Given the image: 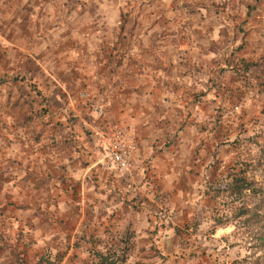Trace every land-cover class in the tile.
<instances>
[{"label":"rangeland","instance_id":"obj_1","mask_svg":"<svg viewBox=\"0 0 264 264\" xmlns=\"http://www.w3.org/2000/svg\"><path fill=\"white\" fill-rule=\"evenodd\" d=\"M104 16V53L141 27L156 47L174 35L183 66L88 55L76 35ZM94 127L133 139L129 173ZM243 168L264 192V0H0V264L109 248L128 264H264L260 198L255 223L215 222L219 184Z\"/></svg>","mask_w":264,"mask_h":264},{"label":"crops","instance_id":"obj_2","mask_svg":"<svg viewBox=\"0 0 264 264\" xmlns=\"http://www.w3.org/2000/svg\"><path fill=\"white\" fill-rule=\"evenodd\" d=\"M101 21L103 23H101L100 27H98L96 25V23H90L89 27H85L84 31H79V33L76 35V37H78V39H80L81 42H86L88 47V51L87 54L88 55H94L93 54V50L96 51H101L98 56L102 55L103 57L107 56V59H103V62H107L108 66L111 64H117L118 67H122L127 68L128 66L130 68H133V71H136L137 69H142L143 66H145V61L146 59H150L152 58L153 60H157L158 62H161L162 60L160 59L161 57H159L162 53H166L168 52L172 59L170 62H173V55H177V61L180 62L179 64L181 66H183L182 62H185L183 60V53H185V51L183 50L184 46H180L177 45V43L175 42L173 38L174 35H170L169 38H171L170 41H173V45H159L158 47L155 46L154 43H152V35H151V31H147L144 28H139L137 27V29L135 30L134 35L133 34H127V35H122L120 34V32L117 33V43L116 44H110L108 47V52L104 53V48H105V44L106 41L104 40V36L108 37L109 34L105 32L103 25L105 24L106 18L105 16L101 19ZM87 28V29H86ZM148 29V28H147ZM136 31H138L139 33L137 34ZM85 32V34H84ZM130 32V31H129ZM122 37V41H121V37ZM127 36V37H126ZM71 37H74V35H72ZM145 37L146 39H143L144 43L140 44V41L138 39ZM125 41L133 43V49L128 51L127 48L122 49V43H124ZM113 45V47L110 49V46ZM107 51V50H106ZM106 54V55H105ZM145 72H143L144 74ZM163 75V74H162ZM148 81L150 82V85L152 87L153 84H155L156 82H154L155 80L153 79L152 76H147ZM161 81V79H160ZM154 89V88H153ZM156 90V89H155ZM140 94V99H145L147 98V96L149 95H141ZM137 143V142H136ZM138 143H137V148H138ZM155 228V227H153ZM151 237H153V239L155 241H158L161 236H159V234H151ZM160 243V241H158Z\"/></svg>","mask_w":264,"mask_h":264},{"label":"trees","instance_id":"obj_3","mask_svg":"<svg viewBox=\"0 0 264 264\" xmlns=\"http://www.w3.org/2000/svg\"><path fill=\"white\" fill-rule=\"evenodd\" d=\"M216 198H222L220 209L217 211L218 216L215 219L218 227H226L229 224H237L238 221L244 218V225L255 223L260 216L252 214V198H260L261 205L259 211L264 208V201L261 200V195L264 193L261 189H255L252 181L248 176V169L240 171H232L219 184L216 191ZM95 257L93 264H128V253L126 250H116L109 248L105 252L94 251ZM38 264H57L50 257H42Z\"/></svg>","mask_w":264,"mask_h":264},{"label":"built area","instance_id":"obj_4","mask_svg":"<svg viewBox=\"0 0 264 264\" xmlns=\"http://www.w3.org/2000/svg\"><path fill=\"white\" fill-rule=\"evenodd\" d=\"M98 118L106 116L105 111L96 108ZM93 132L99 137L102 143L104 158L119 173H129L134 165L135 144L133 139L122 129H117L115 133L94 127Z\"/></svg>","mask_w":264,"mask_h":264}]
</instances>
